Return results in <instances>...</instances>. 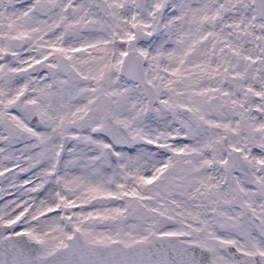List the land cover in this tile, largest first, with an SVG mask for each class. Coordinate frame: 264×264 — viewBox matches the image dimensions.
<instances>
[{"label": "snow or ice", "instance_id": "6c2138e0", "mask_svg": "<svg viewBox=\"0 0 264 264\" xmlns=\"http://www.w3.org/2000/svg\"><path fill=\"white\" fill-rule=\"evenodd\" d=\"M0 264H264V0H0Z\"/></svg>", "mask_w": 264, "mask_h": 264}]
</instances>
